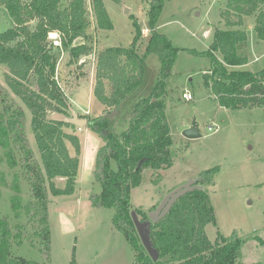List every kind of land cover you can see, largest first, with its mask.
<instances>
[{"label": "trees", "instance_id": "trees-1", "mask_svg": "<svg viewBox=\"0 0 264 264\" xmlns=\"http://www.w3.org/2000/svg\"><path fill=\"white\" fill-rule=\"evenodd\" d=\"M65 1L0 0V5L6 8L14 23L0 32V64L7 67L5 79L8 87L0 84V160L11 167L19 166V174L28 188V199L24 205L26 223L37 224V231L26 237L34 239L36 236L38 249L43 253L42 262L10 257L12 228L6 219H0V264H44L50 261L48 192L70 196L75 188L80 163V138L64 129L77 125L64 119L70 115L71 104L55 77L57 55L48 37L50 32H57L66 48L73 39L86 36L89 24L85 0ZM164 1L149 2L150 34L142 53L138 51L137 42L142 30L134 21L135 33L129 46L108 45L96 55L92 93L105 109L117 110L126 100L128 92L142 81L144 58L148 54L157 55L160 68L151 90L145 97L138 98L119 133L108 129L109 115L80 116L88 119L86 127L104 140L95 153L92 171L99 188L90 192L89 200L93 206L111 209L114 213L113 226L137 251L131 264H242L239 260L242 242L254 239L256 235L248 234L241 238L235 232L227 237L218 233L214 240H210L206 233L205 226L215 222L209 192L205 188L213 184L216 173L213 168L200 171L195 181L199 187L175 199L168 212L150 224L151 243L159 252L157 260L147 254L134 228L132 210L141 221L146 220L148 215L141 208L132 206L131 188L141 183L144 169L150 168L152 182L158 183L164 178L161 171L173 163L170 148L173 137L165 117L163 95L180 49L158 28L157 19ZM227 2L223 12L225 21L230 26H239L215 30L207 50H186L211 59L210 73H204V82L219 106L232 110L243 106H264V67L257 71L229 68L247 62V58L239 52V45L247 41L246 30L240 27L243 16L258 10L254 31L257 37L264 38V0ZM92 6L97 27L111 29L113 24L103 1L92 0ZM231 14L236 21L229 19ZM31 21H35L33 25H29ZM90 51L91 45L83 42L71 45L69 54L77 60ZM215 52L221 54L222 60L216 57ZM10 91L31 114L30 126L38 158L33 156L27 136L26 112ZM51 108L63 117L48 118L47 111ZM68 142L74 147L73 154L69 152ZM203 176L208 179L206 183ZM57 177L65 178L63 187L55 184ZM19 198L15 184L11 198L14 208L18 206ZM70 264H75L74 258Z\"/></svg>", "mask_w": 264, "mask_h": 264}, {"label": "rangeland", "instance_id": "rangeland-1", "mask_svg": "<svg viewBox=\"0 0 264 264\" xmlns=\"http://www.w3.org/2000/svg\"><path fill=\"white\" fill-rule=\"evenodd\" d=\"M102 1L113 24L111 29L101 30L97 27L92 0H85L89 24L86 36L73 39L66 48L61 44L57 32H50L48 37V41L54 44L57 55V81L71 107L72 104L78 108L89 104L88 116L107 115L114 110L104 108L99 113L101 103L92 93L97 53L108 45L129 46L135 33L134 21L142 30V36L137 41L140 53L143 52L150 34V0ZM227 1H164L157 19L158 28L180 49L163 95L166 104L165 117L173 137L170 147L173 163L161 171L164 178L158 183L152 182V170L144 169L141 183L130 190V202L133 207L141 208L148 215L169 191L189 179L196 180L203 169L213 168L216 170L213 184L205 186L215 215V222L205 226L208 238L214 240L218 233L227 237L233 232L241 238L248 234L256 235L254 239L242 242L239 260L242 264H264V106H243L235 110L219 106L204 82V73H210L211 59L186 50H207L213 41L215 30L239 26H230L225 21L223 12ZM257 12L258 10L252 15L243 16V24L240 26L246 30L247 41L239 45V52L247 58V62L229 68L257 71L264 67V38L257 37L254 31ZM229 19L237 20L232 14ZM34 22L31 21L29 25ZM13 25L6 8L0 5V32ZM83 42L91 45L90 53L77 60L72 59L69 54L71 45ZM215 55L222 60L220 53L215 52ZM159 68L160 60L156 54L150 53L144 58L142 81L128 92L126 100L112 117L107 115L110 119L109 130L117 133L122 130L126 116L138 98L145 97L156 82ZM6 71V65L0 64V84L5 87ZM183 92L189 93L192 99L182 97ZM10 95L23 105L11 91ZM23 108L27 116L26 132L29 143L33 156L38 158L37 145L30 126L31 114L24 105ZM81 112L79 109L75 113L81 116ZM69 114L71 115V110ZM47 117L60 119L63 115L51 108L47 111ZM193 121L196 122L201 136L187 138L182 135L183 130ZM77 126L64 129L74 132ZM80 138L82 145L84 138ZM99 141L101 145L104 144L101 137ZM68 147L70 153H73V145L68 142ZM18 167H11L6 161L0 160V219H6L12 228L10 257L42 262L43 253L38 249V238L35 236L34 241L33 238L26 237L37 231V224L26 223L24 205L28 199V188ZM64 179L57 177L54 182L63 187ZM203 180L206 183L208 179L203 176ZM15 184L20 198L18 206L14 208L11 198ZM75 188L73 195L69 197L51 195L48 192L51 255L50 261L46 263L70 264L74 258L75 264H131L137 251L126 241L122 232L113 226L114 213L111 209L93 206L89 200L90 192L99 188L91 170L89 173L82 171Z\"/></svg>", "mask_w": 264, "mask_h": 264}, {"label": "water", "instance_id": "water-1", "mask_svg": "<svg viewBox=\"0 0 264 264\" xmlns=\"http://www.w3.org/2000/svg\"><path fill=\"white\" fill-rule=\"evenodd\" d=\"M127 11V9H125ZM71 115L67 117V121L72 122L78 126L85 127L87 126L88 119L78 116L71 108ZM116 113V109L109 112L107 115L112 117ZM182 135H185L187 138H196L201 136L196 125V122L193 121L192 124L183 130ZM195 179H189L183 185L179 186L176 189L169 191L166 196L161 200V202L148 213V218L146 220L141 221L138 218V215L133 210L132 221L134 223V228L137 230L140 242L143 248L146 250L147 254L153 259L157 260L159 257V252L152 246L151 238H150V230L149 226L151 223L157 222L161 217H163L170 208L171 204L175 199L185 194L188 190L192 188L199 187V185L195 184Z\"/></svg>", "mask_w": 264, "mask_h": 264}, {"label": "crops", "instance_id": "crops-1", "mask_svg": "<svg viewBox=\"0 0 264 264\" xmlns=\"http://www.w3.org/2000/svg\"><path fill=\"white\" fill-rule=\"evenodd\" d=\"M92 81H93V79H92ZM92 88H93V86H92ZM71 108L74 112H77L80 109L82 111L81 113H83V114L90 113L89 104L86 106L81 105V107H79V108L72 104ZM103 109H104V106L101 104L98 112L100 113L101 111H103ZM74 133L78 136V138H80V136L82 138H84L83 139L84 144L81 145V151H80V155H79L80 156V163H79L78 171L76 174L77 175L76 180H75V187H76V184L78 183V180L82 174V171H84L85 173H89L90 170H91V172L93 171L94 162H95V153H96L98 147L101 145V141H99L100 137H98L95 133H93L86 126L83 127L82 130H80V131H78L76 129L74 131ZM70 154H73V153H70ZM75 189L76 188H74V191H75ZM74 191H73V193H74ZM73 193H72V195H73ZM72 195H70V196H72Z\"/></svg>", "mask_w": 264, "mask_h": 264}, {"label": "built area", "instance_id": "built-area-1", "mask_svg": "<svg viewBox=\"0 0 264 264\" xmlns=\"http://www.w3.org/2000/svg\"><path fill=\"white\" fill-rule=\"evenodd\" d=\"M182 97H184L185 99H192L191 95L189 93H186V92L182 93ZM82 128H83L82 126H77L78 131L82 130ZM209 128H211V127H209Z\"/></svg>", "mask_w": 264, "mask_h": 264}]
</instances>
